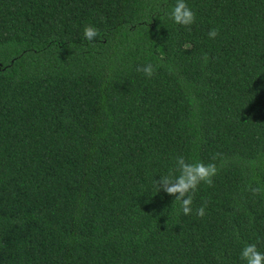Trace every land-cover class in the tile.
I'll list each match as a JSON object with an SVG mask.
<instances>
[{
    "label": "trees",
    "instance_id": "16d2710c",
    "mask_svg": "<svg viewBox=\"0 0 264 264\" xmlns=\"http://www.w3.org/2000/svg\"><path fill=\"white\" fill-rule=\"evenodd\" d=\"M185 2L0 0V264L264 253V0ZM177 156L217 168L189 215L154 186Z\"/></svg>",
    "mask_w": 264,
    "mask_h": 264
},
{
    "label": "clouds",
    "instance_id": "9594fccd",
    "mask_svg": "<svg viewBox=\"0 0 264 264\" xmlns=\"http://www.w3.org/2000/svg\"><path fill=\"white\" fill-rule=\"evenodd\" d=\"M176 24L182 26H190L194 24L196 15L188 6L185 0H176L171 13L169 14ZM99 29L91 24H86L83 27L84 38L92 42L98 35ZM219 35L216 28H212L208 32L209 38L215 39ZM204 59H207L205 54ZM137 72H141L147 78L154 75V67L151 63L138 65ZM174 175L170 172L169 175H162L159 180H154V186L157 191L163 190L166 194L175 197L174 201L180 202V210L184 215H189L192 212L193 196L189 193H195L201 183L208 186L213 185V177L217 174L215 164H204L203 162H188L183 156L175 158ZM253 193H259L260 189H252ZM205 206L202 205L196 210V215L203 217L205 215ZM240 258L246 264H264V253H261L255 244L246 245L241 253Z\"/></svg>",
    "mask_w": 264,
    "mask_h": 264
}]
</instances>
